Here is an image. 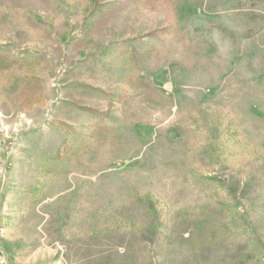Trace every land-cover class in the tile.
Here are the masks:
<instances>
[{"label":"rangeland","instance_id":"374dc122","mask_svg":"<svg viewBox=\"0 0 264 264\" xmlns=\"http://www.w3.org/2000/svg\"><path fill=\"white\" fill-rule=\"evenodd\" d=\"M0 264H264V0H0Z\"/></svg>","mask_w":264,"mask_h":264}]
</instances>
